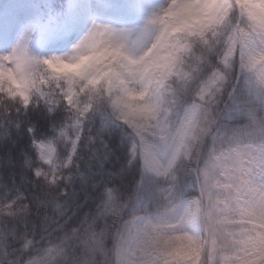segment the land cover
Here are the masks:
<instances>
[{
  "label": "clouds",
  "instance_id": "obj_1",
  "mask_svg": "<svg viewBox=\"0 0 264 264\" xmlns=\"http://www.w3.org/2000/svg\"><path fill=\"white\" fill-rule=\"evenodd\" d=\"M53 103L60 171L35 180L13 161L34 187L0 206V264H243L264 249V0H161L64 53H0V135Z\"/></svg>",
  "mask_w": 264,
  "mask_h": 264
},
{
  "label": "snow or ice",
  "instance_id": "obj_2",
  "mask_svg": "<svg viewBox=\"0 0 264 264\" xmlns=\"http://www.w3.org/2000/svg\"><path fill=\"white\" fill-rule=\"evenodd\" d=\"M95 26V25H94ZM26 47V46H25ZM8 57H5L7 59ZM235 85L240 87L242 81L241 76L238 74L235 76ZM249 94H253L254 86L248 85ZM59 106L54 103L50 105L51 113L57 112ZM35 114L34 111L29 110L26 114L24 132L26 133L30 143L25 146H21L15 140H12L13 130L19 134L21 125L19 121L15 118L9 119L8 128L4 130L3 134L0 135V141H9L12 143H4L3 147H0V152L3 155H0V177H6L9 174L12 176L11 189L9 190L8 185H3V192L0 193V206H9L12 204V201L18 198L27 197L34 185L28 184L29 192L24 191L25 183L27 181V176L24 171L17 169L13 165V161L19 162L22 157V166L21 168L31 172V176L35 180H39L42 176V173H46L49 182L54 183L56 176L59 174L60 166L58 162L54 161V143L51 139L42 138L39 135L35 134V127L31 123L27 122V118ZM11 115V114H9ZM19 116V113L16 114ZM55 127V126H54ZM59 134H63L62 130ZM18 153L14 158L13 153ZM47 152V155H45ZM35 154L38 164L36 166L32 163V154ZM75 159V153L70 152L63 158V166L72 167ZM19 173V175H18ZM18 177V181H17ZM164 196H167L168 193L161 190V193ZM86 203V201H85ZM138 203L143 204V198L138 200ZM84 206V205H81ZM243 264H264V249L256 247L251 252H244L241 254Z\"/></svg>",
  "mask_w": 264,
  "mask_h": 264
},
{
  "label": "rangeland",
  "instance_id": "obj_3",
  "mask_svg": "<svg viewBox=\"0 0 264 264\" xmlns=\"http://www.w3.org/2000/svg\"><path fill=\"white\" fill-rule=\"evenodd\" d=\"M160 2L161 0H137L136 2L134 0H81L74 38L70 43L65 42L64 47L59 49L60 51L58 50L56 54L69 51L72 44L74 45L93 24H107L115 28L134 29L144 21L152 9ZM61 20L62 17H59L50 24L54 33L62 29L60 25ZM13 28L17 30V37L16 34H13L12 40L7 45H4L3 52L9 51L13 47H28L31 43L32 35L37 33L38 28L44 29L43 26L39 25L34 4H31L24 15L17 18L13 25L7 24L6 29L0 32L1 38L5 37V41L10 40L12 32L9 36L6 33L10 32ZM70 36L72 34L67 35L66 41ZM35 43L44 45V56L54 53L51 52L52 46L49 40L45 39L42 41L41 36L37 35Z\"/></svg>",
  "mask_w": 264,
  "mask_h": 264
},
{
  "label": "trees",
  "instance_id": "obj_4",
  "mask_svg": "<svg viewBox=\"0 0 264 264\" xmlns=\"http://www.w3.org/2000/svg\"><path fill=\"white\" fill-rule=\"evenodd\" d=\"M28 5V0H0V12L1 13H14L21 11L24 7ZM41 6L38 4V9L41 11ZM32 53L31 51H29ZM33 54V53H32ZM35 55V54H34ZM63 117V113L60 111H57L52 114H44V113H38L35 112L32 116L27 118V122L31 124H35V134L39 135L42 138L50 137L52 135L51 126L61 120ZM12 140L17 141L21 144V146H25L28 143H30V140L28 139L26 133L24 132V126L21 127L19 134L16 133L15 130H13L12 134ZM4 143L11 144L12 141L9 140L7 142L0 141V147H3ZM0 155H3L2 152H0ZM18 155V153H13L14 158ZM22 159V157H20ZM18 181V177H17ZM7 183L9 186L12 184V176L9 174L6 177H0V184ZM3 192V188H0V193Z\"/></svg>",
  "mask_w": 264,
  "mask_h": 264
}]
</instances>
